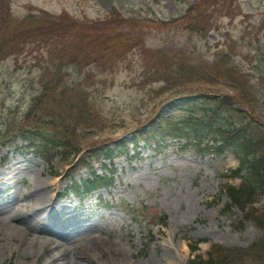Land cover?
I'll use <instances>...</instances> for the list:
<instances>
[{
	"label": "rangeland",
	"instance_id": "rangeland-1",
	"mask_svg": "<svg viewBox=\"0 0 264 264\" xmlns=\"http://www.w3.org/2000/svg\"><path fill=\"white\" fill-rule=\"evenodd\" d=\"M194 1L10 0L14 18L46 11L53 19L43 25H55L43 42L27 45L0 65V131L9 142L0 145V264H62L71 259L85 264H189L193 254L206 256L213 243L246 247L262 234L242 209L230 208L231 198L223 190L226 182H240L227 175L239 162L231 152L201 154L185 147V140H170L159 151L141 143L139 155L132 156L131 145L129 153L117 150L110 158L103 153L92 166L74 168L60 158L48 164L28 150L24 138L13 135L43 83L59 79L61 85L84 84L89 101H97L102 114L92 120L99 133L93 140L121 135L130 140L131 127L158 106L148 95L150 86L135 81L146 59L149 65L154 61V53L140 55L136 46L129 55L115 49L103 54L101 42L79 41L80 30H92L95 20L112 14L132 17L145 31L148 49L162 45L171 51L188 40V31L148 27L139 20H169ZM213 10L214 29L198 39L202 50L210 55L218 42L235 43L231 47L239 69L258 82L264 100V0H223ZM76 58L83 72L69 64ZM58 64L63 68L56 69ZM93 75L104 78L99 87H91ZM81 120L70 128L87 135L90 130ZM66 121L75 123L71 116ZM106 168L114 170L108 186L83 201L66 193L73 180L93 170L109 174ZM256 206L263 209L264 196ZM19 214L26 221L16 219ZM191 245H198V251L192 253ZM51 252L60 254L55 262Z\"/></svg>",
	"mask_w": 264,
	"mask_h": 264
},
{
	"label": "trees",
	"instance_id": "trees-1",
	"mask_svg": "<svg viewBox=\"0 0 264 264\" xmlns=\"http://www.w3.org/2000/svg\"><path fill=\"white\" fill-rule=\"evenodd\" d=\"M221 1L195 0L184 14L169 20H139L140 25L148 22L145 25L148 27L159 25L162 28L169 26L171 31H188V40L171 51L165 47L146 49V42L141 40L145 33L142 26L135 24V18L122 15L115 17L112 14L106 19L95 20L92 30H80L82 35L78 39L86 44L101 42L105 46L103 54L112 51L108 49H115L129 55L136 46L140 55L145 51L148 57L147 51H153L154 61L149 65L145 56L144 71L135 81L138 85L150 86L148 95L158 106L145 121L132 126L135 146L143 140L149 146L159 148L171 137H185L188 144L195 145L200 151L216 155L229 151L239 158L238 167L232 169L230 175L241 177V182L227 183L224 188L231 198V204L242 209L245 218L252 220L262 234L247 247L213 244L207 257L198 255L190 263L264 264V207L256 206L264 196V100L258 91L260 88L256 87L258 82L240 70L235 62L231 47L235 43L223 46L218 42V49L207 55L198 41L206 39L214 29L217 10L213 8ZM7 10V0H0V33L9 28L12 22ZM36 17L42 18L36 27L25 24L28 16L23 22L18 21L15 26H10L12 34L9 40L0 45V60L7 52L20 49L22 43H41L48 30L54 31L51 29L55 24H44L37 28L51 18L48 14ZM52 63L55 66V62ZM69 64L80 67L82 72L79 59H73ZM63 66L58 64L56 69ZM85 79L88 82L90 77L87 75ZM102 79L93 75L91 87H99ZM52 81L56 83L52 84ZM52 81L44 82L41 92L32 100L18 128L19 133L24 134V138L31 142L30 146L37 148L48 159L60 154L62 159L72 162L84 150L97 156L106 147V141L101 143V140L92 139V135H98L92 120L102 114L97 101L93 98L89 101V89L84 84L61 85L59 79ZM169 104H178L179 110L175 106L163 116L159 110ZM70 116L75 121L73 125L66 121ZM80 120L89 128V134L72 132L70 127ZM69 129L71 133H68ZM128 143H120L116 147L126 148ZM94 178L89 181L93 187L107 179L106 176L97 175Z\"/></svg>",
	"mask_w": 264,
	"mask_h": 264
},
{
	"label": "bare ground",
	"instance_id": "bare-ground-1",
	"mask_svg": "<svg viewBox=\"0 0 264 264\" xmlns=\"http://www.w3.org/2000/svg\"><path fill=\"white\" fill-rule=\"evenodd\" d=\"M21 219V220H23L24 219V215H22V214H19V215H17L16 216V219ZM25 221H26V219H24ZM52 253V255H51V257H53V262H55L56 261V259H58L59 258V253H56V252H51ZM62 264H85V263H82L81 261H79V260H74V259H71V260H69V261H67V262H62Z\"/></svg>",
	"mask_w": 264,
	"mask_h": 264
}]
</instances>
